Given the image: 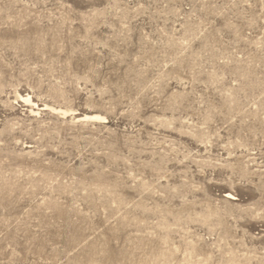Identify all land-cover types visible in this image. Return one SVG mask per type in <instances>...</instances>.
Returning a JSON list of instances; mask_svg holds the SVG:
<instances>
[{"label": "rangeland", "instance_id": "rangeland-1", "mask_svg": "<svg viewBox=\"0 0 264 264\" xmlns=\"http://www.w3.org/2000/svg\"><path fill=\"white\" fill-rule=\"evenodd\" d=\"M0 264H264V0H0Z\"/></svg>", "mask_w": 264, "mask_h": 264}]
</instances>
